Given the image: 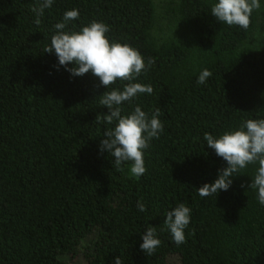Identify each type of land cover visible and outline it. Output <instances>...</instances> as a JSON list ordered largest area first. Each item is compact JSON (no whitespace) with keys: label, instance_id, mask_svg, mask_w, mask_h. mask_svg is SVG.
<instances>
[{"label":"trees","instance_id":"1","mask_svg":"<svg viewBox=\"0 0 264 264\" xmlns=\"http://www.w3.org/2000/svg\"><path fill=\"white\" fill-rule=\"evenodd\" d=\"M214 2L175 0L182 34L157 45L151 0H55L39 24L32 9L40 0H0V264H74L80 256L85 264L117 256L122 264H264V207L249 187L259 164L239 170L216 197L197 192L227 166L204 135L264 118V49L242 48L257 24L264 29V2L246 30L217 21ZM73 8L80 18L69 28L103 21L110 39L154 61L135 81L153 93L122 106V115L159 108L164 123L138 179L131 162L118 168L98 152L114 127L103 119L98 78L57 71L56 56L44 52L53 25ZM204 68L213 75L197 85ZM180 202L192 212L177 246L164 219ZM146 226L162 241L151 255L139 247Z\"/></svg>","mask_w":264,"mask_h":264},{"label":"clouds","instance_id":"2","mask_svg":"<svg viewBox=\"0 0 264 264\" xmlns=\"http://www.w3.org/2000/svg\"><path fill=\"white\" fill-rule=\"evenodd\" d=\"M264 0H215L210 12L220 23L247 29L254 10H258ZM55 0H40L39 6L32 11L40 23L39 17L44 10L53 6ZM80 18L79 9L66 10L60 22L53 25L54 34L50 38L45 53L54 54L59 71L63 67L70 77H81L86 73L98 78L99 84L106 91L101 95L100 105L108 110L103 119L107 124H114L103 132L99 141L98 152L110 154L119 168L125 162L130 163V174L139 178L146 172L144 153L153 139H159L164 131L159 108L146 112L136 105L131 112L123 114V105L135 100L141 94L151 95L154 91L150 84L135 82L142 72H147L154 63L145 58L139 49L127 42L112 40L109 37L110 25L99 20H92L79 28L69 25ZM213 73L204 68L200 71L196 83L205 85ZM127 81L123 88H112L117 81ZM206 145L215 155L222 158L227 166L217 170L216 178L204 183L197 189L201 197H208L220 191H227L233 177L239 170L258 163L254 178L249 187L257 190V200L264 207V118L245 120L238 128L225 131L216 136L204 135ZM137 208L144 212L145 205L137 201ZM191 208L183 202L177 203L165 215L164 223L177 246L185 243V230L191 221ZM140 249L151 255L161 245L154 226H146L141 235ZM113 264H122L119 256L113 258Z\"/></svg>","mask_w":264,"mask_h":264},{"label":"rangeland","instance_id":"3","mask_svg":"<svg viewBox=\"0 0 264 264\" xmlns=\"http://www.w3.org/2000/svg\"><path fill=\"white\" fill-rule=\"evenodd\" d=\"M154 5V24L151 31V37L155 44L160 45L166 40L174 39L182 34L175 14V0H151ZM242 48L261 50L264 49V29L257 24L248 39L244 42ZM69 260V257H64ZM74 264H85L83 257L73 262Z\"/></svg>","mask_w":264,"mask_h":264}]
</instances>
